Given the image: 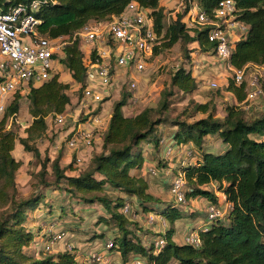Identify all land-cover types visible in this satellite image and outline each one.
I'll return each instance as SVG.
<instances>
[{
	"label": "trees",
	"instance_id": "1",
	"mask_svg": "<svg viewBox=\"0 0 264 264\" xmlns=\"http://www.w3.org/2000/svg\"><path fill=\"white\" fill-rule=\"evenodd\" d=\"M33 1L41 2L37 14L41 20L39 35L51 39L72 37L91 22L97 25L109 23L120 17L132 2L150 10L162 41L155 48L152 61L178 43L197 45L200 53L214 55L215 44L209 40L211 27L190 28L185 20L190 2L196 3L213 21L215 10L224 0H185L186 10L168 27L165 25L167 10L161 0H0V12L30 5ZM234 1L236 20L247 26L248 31L244 38L231 44V64L238 70L264 65V0ZM92 60L95 61V56ZM59 63L84 94L89 68L78 40L67 48ZM69 90L70 85L61 80L60 74L41 85L30 86L26 98L32 123L25 129L26 137H20L9 128V121L20 111L21 92L14 95L0 116V264H80L76 251L40 252L39 257L29 252L41 233V229L34 230L30 226L33 213L44 211L54 220L51 213L59 210V221L64 220L67 211L62 206L56 208L48 198V192L64 191L87 204L103 207L108 216H99V225L105 224L116 230L111 236L115 242L113 251L120 255L123 264H130L135 259H142L146 264H264V141L261 140L264 137V112L257 119L247 120L242 109L231 106L227 108L226 117L220 119L215 117L210 104H195L194 112L207 115L206 118L191 123L180 118L171 119L168 113L176 92L191 95L198 90L194 71L179 67L172 75L169 90L162 93L159 107L145 108L132 117L123 112L131 97L126 85L103 132L101 153L92 157L87 171L69 176L67 172L73 169L74 162L63 168L62 156L53 160L43 157L36 144L46 136L48 117L63 114L71 106ZM226 91L233 93L239 104L246 100L244 87L237 86L233 79ZM108 100L104 99L103 103ZM100 112L101 108L97 114ZM166 125L176 128L173 139L179 146L192 144L198 151L193 164L178 169L187 180V200L204 198L218 206V194H224L231 204L224 218L210 224L207 231H200V248L174 241L176 222L196 218L197 214L186 212L175 202L162 201L150 193L145 178L133 173L145 165L143 145L152 143L158 148L161 140L158 129ZM212 136L218 137L225 149L220 152L210 150L206 141ZM18 143L26 153L41 161V169L35 175L38 191L26 198L20 196L17 182L22 162L13 153ZM164 162L159 163V167H165ZM134 202L137 213L161 216L171 227L164 235L158 234L165 237L166 245L157 254L155 241L146 244L139 235L142 231L139 224L131 222L122 213L127 203Z\"/></svg>",
	"mask_w": 264,
	"mask_h": 264
},
{
	"label": "built area",
	"instance_id": "2",
	"mask_svg": "<svg viewBox=\"0 0 264 264\" xmlns=\"http://www.w3.org/2000/svg\"><path fill=\"white\" fill-rule=\"evenodd\" d=\"M173 1L178 4L174 12L177 17L184 13L187 5L185 0ZM40 9L41 2L33 1L30 5H20L8 12H0V78L2 79L0 116L17 92L28 93L30 86L41 85L49 81L55 75L56 65L60 64L59 59L63 58L67 48L78 40L89 68L83 99L93 107L89 108L87 114L92 116L89 122L94 130H88L84 125L73 126L66 134V147L73 156L75 168L86 169L91 161L89 155L96 142L95 131H105L108 127L103 113L97 114L98 107L104 104L105 98H110L114 94L121 96L122 93L121 88L114 86V70L121 69L125 75H142L154 56L155 48L162 41L156 32L154 20L150 16L151 11L140 8L134 2L127 6L120 17H115L109 23L97 25L91 22L72 37L54 39L39 35L38 26L41 20L37 14ZM236 12V2L224 0L219 3L214 12L215 19L211 21L206 13L199 10L196 3L190 2L185 21L190 28L211 27L209 40L215 44L214 55L218 62L232 74L235 84L244 87L247 95L243 103L244 109L246 111L264 110V104L256 106V110L253 109L259 100L264 99V65H251L238 70L231 64L229 35L238 29L242 31L243 35H240L242 39L248 31L247 26L236 20ZM170 24L171 22L168 26ZM92 56H95V61L92 60ZM214 85L217 87L216 84ZM127 87L131 93L127 107L132 108L139 103V85L135 79L131 78ZM68 116V113L54 116L57 127L66 126ZM261 140L264 141V137ZM160 146L164 148L165 159L169 161L175 156L176 150H179L174 144L168 142L167 138L160 140ZM180 148L183 149V147ZM194 159L192 151L187 150L181 162L182 166L193 164ZM163 171L167 176L172 175L170 170ZM156 173L157 170H151V174L156 175ZM170 185V193L174 202L179 206H186L189 201L186 197L188 186L185 174L177 171L173 174ZM228 211L219 205L209 203L206 211V225L187 232L184 243L200 248L202 245L200 231H207L210 224L224 218ZM122 213L125 215L132 213L130 203L122 208ZM156 216L152 213L148 215V222L149 224L158 223L162 228L160 234L164 235L168 223L163 217ZM56 228L57 225L53 224L49 229H45L41 240L42 252L46 254L74 252L73 244L67 242L68 233L63 229L55 231ZM154 241L155 254H157L165 247L166 239L157 236ZM114 246L113 238L109 239L105 245L106 253H90L88 262L90 264H120L114 263L112 255L109 254L113 252ZM77 259L79 261V255ZM130 264H146V262L142 259H135Z\"/></svg>",
	"mask_w": 264,
	"mask_h": 264
},
{
	"label": "rangeland",
	"instance_id": "3",
	"mask_svg": "<svg viewBox=\"0 0 264 264\" xmlns=\"http://www.w3.org/2000/svg\"><path fill=\"white\" fill-rule=\"evenodd\" d=\"M161 4L167 10L165 25L168 27L169 22H172V19L176 16L174 12L178 4L174 1L172 2V0H163ZM231 33L232 34L229 35L230 44L238 41L241 37L240 35H243L242 31H239L238 29L232 31ZM203 56H205V54L200 53L197 45L186 46L182 43H178L172 49L162 52L160 56L154 57L152 61L148 63L147 70L142 75H125L121 69L114 70V86L121 88L122 93L121 96L118 94L112 95L108 101H111V104L118 102L122 97L123 88L126 85L128 86L131 78H133L139 85V103L133 108L134 113H138L145 108H157L159 107L162 100V93L164 90H169L170 88L171 78L174 71L179 67H185L194 71L196 80L198 82V90L191 95H183L175 91L176 94L171 98L172 105L168 113V116L171 119L174 120L180 118L182 121L191 123L196 120L206 118L207 115L194 112L195 104H210L211 110L215 117L220 119H224L226 117L227 108L231 106H238L240 110L242 109L245 112V119L247 120L259 118L264 110H256V106L264 104V99L259 100L257 102L259 105L257 104L253 107V109L255 108L256 111H246L244 109V102L239 104L236 96L233 93L226 91L230 81L233 79L232 74L224 66H222L221 63L218 62L217 58L216 60L212 59L213 62L209 66L208 61L204 60ZM59 65L60 64L56 65L54 73H59L61 80L70 85L68 94L72 99V104L68 109L70 111L67 118L68 124L64 127H57L54 122L55 117H48V131L46 136L39 140L36 144L43 157H49L53 160L59 156H62L61 165L63 168H67L73 164V160L66 147V134L76 124L85 122V119L88 118L87 111L89 108L93 107L89 105L87 101H84L83 92L80 91V86L70 78L69 73L64 69V67ZM214 84H216L217 87H215ZM26 95L27 93L23 94L18 115L14 118V120L12 119L9 121V128L14 130L22 138L26 137L25 129L32 123V117L28 112L29 102L26 98ZM13 99L14 98H12L9 103H11ZM110 110L111 108H109V115L111 113ZM127 115H129L128 112ZM169 128L172 127L169 125L163 126V129ZM175 130L176 129L172 130L171 132L174 133ZM163 136L164 134L161 136V139ZM153 146L154 147L150 146L153 151L152 153H149L147 157L145 171L143 174L147 178L152 176L156 181L157 186L160 187H156L155 189L153 188L152 193L155 196L161 197L164 200L166 198L170 200V202H174V199L169 192L171 187L170 180H172L173 176L169 177L164 175L163 170H171V173L173 174L175 169L172 167L173 165H177L176 160H179L180 158L183 159V153H186L187 150L192 151L195 158L193 161L195 162L198 156V151L192 144L186 146L184 145L183 149L176 150V154L173 157L174 160H167L168 162H166V166L163 170H161L158 163L162 164L163 161L161 159L166 158L164 148L160 145L158 148H155L154 144ZM206 146L209 147L210 150L216 152L222 151L223 147L219 138L215 136L207 138ZM147 148V145H144L146 152ZM14 155L17 160L23 162L22 164H24V167L18 173L17 180L20 196L26 198L38 191V180L35 175L41 169V161L34 158L33 155L26 153L23 146H21L19 143L17 144ZM94 155L96 154L93 153L92 156ZM88 168L89 166H87L86 169H77L73 164V169L69 170L67 175L78 176L87 171ZM151 170H157L155 176L151 174ZM47 179L49 181H53L52 178L48 177ZM213 187L214 189H217L215 185ZM48 198L51 200V204L55 205L56 208L62 206V208L67 211V217L64 220L59 221L61 220V218H59V214H61L59 213V210L51 213V215L55 217L54 220H51L49 215L44 211H37L33 213L32 216L34 220L32 219V224L38 222L36 228L37 230L41 229V233L38 238L39 242L30 246L32 253L34 252L35 254H39L42 252L41 240L43 236H41V234L43 235L45 229H49L53 224L57 225L55 231L63 229L68 233L67 242L73 244L75 248L74 250L78 253L77 255L81 256V258L84 257L82 256L85 249L84 247L88 246L87 244H89L91 241H96V245H93L92 247V249H94L96 252L99 247L106 245L108 240L112 239L111 236L116 232L114 228L108 227L105 224L99 225L98 217L103 215L108 216L107 212H105L102 206L97 204H87L83 202L82 199L75 198L65 191L55 193L48 192ZM218 198L219 206H221V208H223L225 211H228L231 204L226 201L224 194H218ZM131 206L132 213L127 216L131 222H135L133 220H139L137 223L142 228L141 235L148 236L149 239L145 241V243L147 242L146 244H150V242L154 241L158 234L161 233L162 228L156 222L154 224H149L148 217L137 213L136 202L132 203ZM191 206L201 213L198 217L199 219L188 217L182 219V221L179 222L180 225L182 224L184 227H187V232L191 231L192 229H199L200 227L206 225V222L204 221L207 218L206 211L209 203L207 204L205 200L199 199L196 204L188 202V204L183 207L185 208L186 212H189ZM72 212L75 214H72ZM139 215L140 217L137 218ZM102 235L105 237H100ZM98 239L100 242H97ZM100 252L104 253L106 252V249H102Z\"/></svg>",
	"mask_w": 264,
	"mask_h": 264
},
{
	"label": "crops",
	"instance_id": "4",
	"mask_svg": "<svg viewBox=\"0 0 264 264\" xmlns=\"http://www.w3.org/2000/svg\"><path fill=\"white\" fill-rule=\"evenodd\" d=\"M162 1L163 0H161V3H162ZM162 5V4H161ZM204 57V60H206V61H208V64H209V66H210V64L213 62L212 61V59H214V60H216V56L215 55H213V54H205V56H203ZM206 64V63H205ZM207 64V65H208ZM60 66V65H59ZM61 67H63L62 65H61ZM57 74H59V73H57ZM71 78V77H70ZM113 106H114V104H111V101H108V102H105L104 104H102V105H100L99 107H98V109L99 108H101V112L103 113V115L105 116V119H106V121L109 123V120H110V118H111V115H112V112H113ZM128 106V105H127ZM125 107L124 109H123V112H124V114H125V116H127V117H132V116H134L135 114H137V113H134V107ZM109 108H111V110H110V115H109ZM69 109V108H68ZM70 111L69 110H67L65 113H69ZM88 112V111H87ZM127 112L129 113V115H127ZM88 115V114H87ZM92 116L91 115H88V118H86L85 120V122H80V123H78V124H76L75 126H79V125H84L85 126V128H87L88 130H94V127L90 124V122H89V120H90V118H91ZM174 129H176V128H174V127H172V128H169V129H163V126H161V127H159V129H158V132H157V135L160 137V139H161V136L164 134V136H163V138H167L168 139V142H170V143H172V144H174V146L176 147V148H178V149H181L180 147H183L184 145H178L175 141H174V139H173V132H171L172 130H174ZM167 131H170V132H167ZM176 131V130H175ZM174 131V132H175ZM103 132L104 131H102V130H97V131H95V137H96V142H95V147H93V149H92V151H91V153H90V155H89V159L91 160L92 159V154L93 153H95V154H100L101 153V151H102V143H103V141H102V135H103ZM173 133V134H172ZM220 143H221V141H220ZM222 144V143H221ZM144 145H147V152L145 151V149H144ZM143 145V151H144V158H145V165H144V167H143V169L142 170H140V171H134L133 173L134 174H136V175H139V176H142L143 178H145L147 181H148V183H149V186H150V193H152V190H153V188L155 189L156 187H158V188H160L159 186H157V184H156V181L154 180V178L152 177V176H150V178H147L143 173H144V171H145V166H146V162H147V157H148V155H149V153H152V151H153V149H151L150 148V146L151 147H154L153 146V144L152 143H145ZM186 146V145H185ZM222 150L223 149H225V146L222 144ZM16 148H17V146H16ZM184 148V147H183ZM15 151H16V149H15ZM15 151H14V153H15ZM13 153V154H14ZM89 153V152H88ZM87 153V154H88ZM29 154V153H28ZM86 154V155H87ZM70 155H71V158H72V160H73V156H72V154L70 153ZM15 156V155H14ZM185 156V153H183V156L182 157H184ZM16 158V157H15ZM161 160H163V161H165V162H168L167 160H165V158L164 159H161ZM174 160V159H173ZM164 162V163H165ZM176 162H177V165H173V169H175L174 170V172H173V174L174 173H176L177 171H178V169L182 166V159L180 158L179 160H176ZM23 163V162H22ZM89 164H90V162H89ZM159 164V163H158ZM24 167V164H22V167H21V169ZM159 168H161V170H163L164 169V167H163V165L162 166H160ZM20 169V170H21ZM173 169H172V171H173ZM160 170V171H161ZM171 171V170H170ZM20 172V171H19ZM161 173V172H160ZM173 174L171 175V176H169V177H172L173 176ZM153 175V174H152ZM165 175V174H164ZM164 175H162V176H164ZM153 176H155V175H153ZM171 181L172 180H170V183H171ZM17 182H18V180H17ZM170 192V191H169ZM153 194V193H152ZM171 194V193H170ZM154 195V194H153ZM157 197V196H156ZM159 199H161L162 201H164V202H168V201H170V200H168V199H166L165 198V200L164 199H162L161 197H158ZM200 199H203V200H205L206 201V203L208 204L209 203V201H207L206 199H204V198H200ZM198 200L199 199H196V200H192V201H190V203H192V204H196L197 202H198ZM137 205V204H136ZM190 211H192V212H194V213H196L197 215H196V218L197 219H199L198 217H199V215H200V213L201 212H199V211H197L195 208H193L192 206L190 207ZM151 213H149V214H146V215H143V216H145V217H148V215H150ZM140 217V215L137 217V218H139ZM157 217V216H156ZM196 218H194V219H196ZM133 221H135V222H138L139 220H133ZM182 221V219L181 220H179V221H177L176 222V224H175V230H176V233H175V236H174V241L177 243V244H179V245H185V243H184V237H185V235H186V233H187V230H186V226L184 227L182 224L180 225L179 224V222H181ZM202 222V221H201ZM200 222V223H201ZM204 222H206V219H205V221ZM38 223V222H37ZM37 223H31L30 224V226L34 229V230H36L37 228H36V225H37ZM199 223V224H200ZM180 225V226H179ZM141 227V226H140ZM169 228H171L170 227V225L168 224L167 225V228H166V230H165V232L169 229ZM198 229V228H197ZM161 232H162V230H161ZM139 235L142 237V239L144 240V242L145 241H147L149 238H148V236H146V235H141V231H139ZM41 236H43L42 234H41ZM151 240H153V239H151ZM150 240V241H151ZM39 242V239H37V242L36 243H38ZM96 241H91L89 244H87L88 246H86V247H84L85 249H84V251H83V254H82V256H84V257H82L81 258V256H79V262H80V264H90L89 262H88V255L90 254V253H101L100 251L102 250V249H105V245L102 247H99L98 249H97V251L95 252L94 251V249H92V247H93V245H96V243H95ZM97 242H100V240L98 239L97 240ZM35 243V244H36ZM147 243V242H146ZM34 244V243H33ZM29 252L31 253V254H33V255H36L37 257H39V254H35L34 252L32 253V250H31V248H29ZM106 252H104L103 254H105ZM78 254V253H77ZM110 255H112V258H113V262L114 263H120V264H123V262H122V259H121V257L118 255L117 256V254L115 253V251H113V252H111V253H109Z\"/></svg>",
	"mask_w": 264,
	"mask_h": 264
}]
</instances>
